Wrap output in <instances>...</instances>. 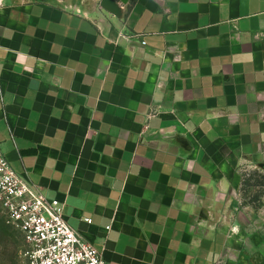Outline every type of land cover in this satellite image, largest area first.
Segmentation results:
<instances>
[{
  "label": "crops",
  "instance_id": "obj_1",
  "mask_svg": "<svg viewBox=\"0 0 264 264\" xmlns=\"http://www.w3.org/2000/svg\"><path fill=\"white\" fill-rule=\"evenodd\" d=\"M118 5L0 0L1 151L105 264H264V0Z\"/></svg>",
  "mask_w": 264,
  "mask_h": 264
},
{
  "label": "built area",
  "instance_id": "obj_2",
  "mask_svg": "<svg viewBox=\"0 0 264 264\" xmlns=\"http://www.w3.org/2000/svg\"><path fill=\"white\" fill-rule=\"evenodd\" d=\"M63 209L14 172L0 149V215L22 237L23 264H105L101 252L67 224Z\"/></svg>",
  "mask_w": 264,
  "mask_h": 264
},
{
  "label": "rangeland",
  "instance_id": "obj_3",
  "mask_svg": "<svg viewBox=\"0 0 264 264\" xmlns=\"http://www.w3.org/2000/svg\"><path fill=\"white\" fill-rule=\"evenodd\" d=\"M242 193L248 201L264 200V169L246 171L243 175ZM20 233L3 222L0 215V264H23Z\"/></svg>",
  "mask_w": 264,
  "mask_h": 264
},
{
  "label": "water",
  "instance_id": "obj_4",
  "mask_svg": "<svg viewBox=\"0 0 264 264\" xmlns=\"http://www.w3.org/2000/svg\"><path fill=\"white\" fill-rule=\"evenodd\" d=\"M118 3L125 4L126 0H98L99 7L116 18L121 15Z\"/></svg>",
  "mask_w": 264,
  "mask_h": 264
},
{
  "label": "trees",
  "instance_id": "obj_5",
  "mask_svg": "<svg viewBox=\"0 0 264 264\" xmlns=\"http://www.w3.org/2000/svg\"><path fill=\"white\" fill-rule=\"evenodd\" d=\"M2 218V217H1Z\"/></svg>",
  "mask_w": 264,
  "mask_h": 264
}]
</instances>
